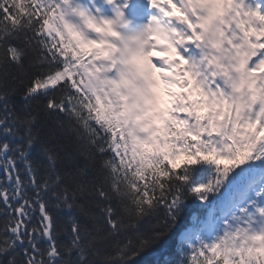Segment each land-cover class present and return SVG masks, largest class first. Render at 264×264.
Here are the masks:
<instances>
[{"label":"trees","instance_id":"trees-1","mask_svg":"<svg viewBox=\"0 0 264 264\" xmlns=\"http://www.w3.org/2000/svg\"><path fill=\"white\" fill-rule=\"evenodd\" d=\"M65 19L64 0H0V264H226L177 235L251 167L249 139L221 164L207 143L178 156L175 129L136 148Z\"/></svg>","mask_w":264,"mask_h":264},{"label":"rangeland","instance_id":"rangeland-1","mask_svg":"<svg viewBox=\"0 0 264 264\" xmlns=\"http://www.w3.org/2000/svg\"><path fill=\"white\" fill-rule=\"evenodd\" d=\"M224 2L225 0H219L220 4H224ZM68 6L71 7L73 6V4L70 2ZM77 6H79V8L82 10V6H80V4H78ZM77 6L74 3V7H75L74 11H76L75 13L76 15L79 14V12L77 11ZM219 11L220 9L218 10V12ZM89 12H90V9L89 7H87V8H83L82 13L81 12L80 13L88 16ZM75 14L72 10V14H70L71 15L70 21L77 23ZM88 19H90V21H92V24L95 25V30L93 34L94 38H98V32L102 28V26H107L110 23L115 24L114 19H113L114 22H112V19L108 17L102 18L101 14H100V19L102 20V22L100 21L101 23L89 17ZM151 21H156L159 23L161 29L163 30V34L169 39V41L165 39L166 44H169L168 48H163L162 50H159L157 49V44L155 42L152 43L150 41V39H154L156 35L152 29L153 24L151 23ZM214 27H215V34L212 35L211 33H209L208 36H206L205 33H202V36H201L202 41L206 39V37H208L210 41L214 39L213 44H216L217 42L216 31L218 28V24L214 25ZM167 29L168 28L164 24H162L161 22L157 20L156 16L151 15L150 17H147V19L142 20L140 24L137 25V28L136 30H134V32H130L126 34L124 37L120 36L121 45L117 47L118 49H120L122 54L120 56V66L118 68V73L116 74L117 77L114 79V80H118V84H120V88L119 90L117 89L115 91V95L119 99V95L121 94L120 89L121 91H123V89L121 88V85L123 84L124 85L126 84V90L125 92L123 91V94L125 95V97L128 92V87L131 89L132 96H133V104H134L133 112L136 118L138 117L137 118L138 123L140 127L142 128V130L144 131V133L141 135V139L143 141H149V140L156 138L159 133V128L163 126L165 129H169L171 123L174 121H177L178 123L182 124L181 128L183 130H184L183 127H187L189 125V121L184 119V116L182 114H179L180 111L174 113L175 110L178 108L179 101L180 103L182 101V99L180 100V98L182 97V94L187 93L189 91V87L188 86L186 87L184 80H181L180 82H178L177 83L178 85L175 83V76H174L175 74L174 70L176 69L175 65L169 66L166 63H160V61L156 58L163 54H169L170 59L173 56V51H172L173 45H172V39H171L172 36ZM194 36H195V33L191 34L190 39L193 38ZM115 37H119V35L116 33ZM141 44H144V45L142 46ZM139 50H143L145 55H147L154 62V64L158 67L156 69L160 70L163 73V75L160 77V82L158 84V90L160 91H156L151 88L152 82L148 80L147 73L145 70L142 69V66H141L142 64L139 62V59L136 54V52H138ZM189 62H192V67L191 68L190 66H185V67H189L190 71H193L194 73V76H192L191 78L190 84H192L194 87L197 88L196 89L193 87L196 93H199L201 95L200 99L202 98L206 99L207 108L213 111V116L211 117L212 119H214L216 116L215 110H216L218 103H216V106H214L215 102H211L209 100L211 98V93L214 92L215 90V87H214L215 83L212 80H210L206 70L205 69L203 70L201 68V66L196 61V58H192V60L190 59ZM180 63L182 64L187 63V60L182 59V62ZM184 72H188V68H186L185 71H183V73ZM219 85L222 87V83H219ZM237 88H239V86H237ZM199 91H201L203 94H207V98ZM260 125H258L257 127L255 124V133L258 132L260 134L259 143L261 145L262 151L264 152V144H263L264 142V131H263L264 130V119H263L262 124ZM215 148H216V151L218 150V152L216 153L217 159L221 160L222 159V153L220 152L221 148L220 147H215ZM261 160H262V163H260L261 165L258 169L257 174H262L264 171V158L262 157ZM208 217H210V215H208ZM238 221H239L238 219L237 220L235 219L232 225H235L236 223V226H237ZM207 222H208V225H206L205 239L203 238L202 241H200L199 238H196L195 242L197 246H200L203 244V246L206 249L207 248L210 249L212 256H215V257L218 256L219 251H220V248L218 245L220 234L223 235V238L225 241L224 243L225 249L227 247L226 245H229V244H231L232 247H235L237 245L238 238L241 239L239 241V245H241L243 242H245V240L248 241L247 239H249V237L251 236L247 234V232L244 229H240L239 231H241V233H238V229L236 228L237 234H235L236 237L234 241H228V239L230 238V232L227 231L226 228H224L226 226L221 225V223L218 226L215 222L211 221V218H210V221H206V223ZM221 222L223 221L221 220ZM224 222L227 223V220L225 219ZM255 224H258V221H256ZM216 227H218L219 231L215 229ZM192 233H193V230L187 232L186 234H184V236L191 235ZM244 237H247V238H244ZM260 237H261V232L257 231L254 234L253 239L259 240ZM227 254H228V250L226 252V255Z\"/></svg>","mask_w":264,"mask_h":264},{"label":"bare ground","instance_id":"bare-ground-1","mask_svg":"<svg viewBox=\"0 0 264 264\" xmlns=\"http://www.w3.org/2000/svg\"><path fill=\"white\" fill-rule=\"evenodd\" d=\"M156 43L157 44L161 43V40L158 39ZM141 45L143 46L144 44H141ZM136 54L139 59V62L142 64L141 65L142 69L145 70L147 73L148 80L152 82L153 89L156 91H160L158 90V84L160 82V77L163 75V73L160 70L156 69L158 67L154 64V62L147 55H145L143 50H139L138 52H136ZM131 106L132 105H130V107Z\"/></svg>","mask_w":264,"mask_h":264}]
</instances>
